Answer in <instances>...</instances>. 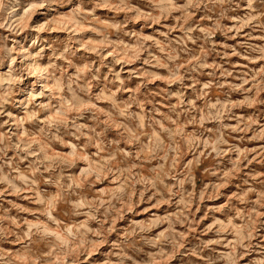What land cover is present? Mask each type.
I'll return each mask as SVG.
<instances>
[{
  "label": "rangeland",
  "instance_id": "374dc122",
  "mask_svg": "<svg viewBox=\"0 0 264 264\" xmlns=\"http://www.w3.org/2000/svg\"><path fill=\"white\" fill-rule=\"evenodd\" d=\"M0 264H264V0H0Z\"/></svg>",
  "mask_w": 264,
  "mask_h": 264
}]
</instances>
